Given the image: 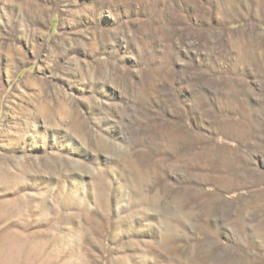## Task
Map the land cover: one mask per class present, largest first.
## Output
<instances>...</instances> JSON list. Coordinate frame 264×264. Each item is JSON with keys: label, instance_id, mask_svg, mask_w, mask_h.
Masks as SVG:
<instances>
[{"label": "rangeland", "instance_id": "1", "mask_svg": "<svg viewBox=\"0 0 264 264\" xmlns=\"http://www.w3.org/2000/svg\"><path fill=\"white\" fill-rule=\"evenodd\" d=\"M261 151L264 0H0V264H264Z\"/></svg>", "mask_w": 264, "mask_h": 264}, {"label": "bare ground", "instance_id": "2", "mask_svg": "<svg viewBox=\"0 0 264 264\" xmlns=\"http://www.w3.org/2000/svg\"><path fill=\"white\" fill-rule=\"evenodd\" d=\"M59 105H60V104H59ZM66 107H67V106H66ZM65 109H66V108H65ZM63 111H64V110H63ZM68 111H69V110H68ZM68 113H69V112H68ZM66 115H67V114H66ZM99 178H100V177H99ZM101 178H102V177H101ZM101 180H102V179H101ZM101 180H98L99 182H97V180H96V183L99 184V188H100V187H103V181H101ZM100 181H101V182H100ZM94 182H95V181H94ZM94 186H95V185H94ZM141 186H142V185H141ZM99 188L96 186L95 189L98 190V192L96 193V196H95V195H94V196H95L97 199H99V200L101 201L102 198H103V196H102V195H103V192H101V190H99ZM78 189H79V188H78ZM100 189H101V188H100ZM103 189H104V188H103ZM141 190H142V189H141ZM92 195H93V194H92ZM88 199H89V197H88ZM89 200H90V199H89ZM85 218H88V216H85ZM167 234H168V233H167Z\"/></svg>", "mask_w": 264, "mask_h": 264}, {"label": "crops", "instance_id": "3", "mask_svg": "<svg viewBox=\"0 0 264 264\" xmlns=\"http://www.w3.org/2000/svg\"><path fill=\"white\" fill-rule=\"evenodd\" d=\"M261 155H264V151H261Z\"/></svg>", "mask_w": 264, "mask_h": 264}]
</instances>
